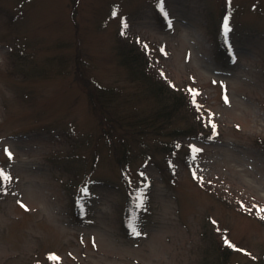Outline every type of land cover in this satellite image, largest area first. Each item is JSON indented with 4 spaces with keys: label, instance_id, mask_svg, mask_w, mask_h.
Here are the masks:
<instances>
[{
    "label": "rangeland",
    "instance_id": "rangeland-1",
    "mask_svg": "<svg viewBox=\"0 0 264 264\" xmlns=\"http://www.w3.org/2000/svg\"><path fill=\"white\" fill-rule=\"evenodd\" d=\"M123 42L201 133L118 148ZM0 173V264H264V0H0Z\"/></svg>",
    "mask_w": 264,
    "mask_h": 264
},
{
    "label": "trees",
    "instance_id": "trees-1",
    "mask_svg": "<svg viewBox=\"0 0 264 264\" xmlns=\"http://www.w3.org/2000/svg\"><path fill=\"white\" fill-rule=\"evenodd\" d=\"M136 45L137 43L133 42H123L119 46L118 57L127 69L131 80L139 82L145 88L146 93L152 97L153 107L148 114L139 115L132 124H128L126 127L116 125V120L105 116L113 124L110 126V130H113L114 133L109 135L113 138L117 137L118 148L123 144V138L132 133L138 135L142 132H149L153 136L168 139L201 133L203 131L202 123L199 121L193 94L184 89L168 86L164 78L151 72L154 68L153 63L147 59L145 50L136 48ZM90 102L95 106V101L92 98H90ZM114 124L118 126L117 130H114ZM113 142H115V138ZM173 149L172 144L164 147L165 152H170ZM123 164L120 159V166ZM225 248L228 250L229 247ZM224 252L227 253L225 250Z\"/></svg>",
    "mask_w": 264,
    "mask_h": 264
},
{
    "label": "snow or ice",
    "instance_id": "snow-or-ice-1",
    "mask_svg": "<svg viewBox=\"0 0 264 264\" xmlns=\"http://www.w3.org/2000/svg\"><path fill=\"white\" fill-rule=\"evenodd\" d=\"M161 11L162 12H165V10L162 7H161ZM165 14H166V12H165ZM224 30H225V32H227L229 30L227 17L225 18V22H224ZM226 102H227V100H226ZM5 152L8 153V150L5 149ZM8 154H9V157L11 158V154L10 153H8ZM0 179H9V177L4 176L2 173H0ZM21 207H24V205L21 204ZM25 210H27V209H25ZM259 211H264V209H260ZM262 218H264V217H262ZM136 234L139 235V233H136ZM224 242H225V244L228 247H232V245L227 240H225Z\"/></svg>",
    "mask_w": 264,
    "mask_h": 264
}]
</instances>
